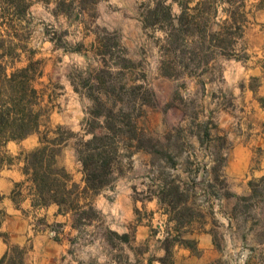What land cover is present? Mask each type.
Wrapping results in <instances>:
<instances>
[{
  "label": "rangeland",
  "instance_id": "1",
  "mask_svg": "<svg viewBox=\"0 0 264 264\" xmlns=\"http://www.w3.org/2000/svg\"><path fill=\"white\" fill-rule=\"evenodd\" d=\"M149 1L99 0L95 18L86 17L83 23L53 16L52 6L42 2L30 8L28 17L19 25L26 52L15 68L25 65L28 52L41 62L43 75L35 84L44 100V126L40 129L62 126L74 133L80 131L90 103L73 91L70 79L88 65L96 66L89 52L94 33L106 30L113 34L135 64L129 81L140 84L144 73L154 93V105H144L136 111V125L160 143L157 149L162 155L155 157V165L165 167L164 173H170L189 190V202L179 211L184 221L188 215L193 218L180 228V236L184 240H194L200 234L210 237L212 249L204 264H264V182L260 181L264 177V94L258 89L260 80L252 78L248 71L254 65L264 67V40L249 37L259 31L264 34V26L252 21L249 14L244 38L237 47L238 55H246L247 60L218 59L205 73L169 79L158 71L162 33L143 26L141 14ZM261 4L247 0V9L254 14ZM179 12V6L173 3L172 13L177 16ZM80 43L87 50L86 56L84 52H73ZM205 121H212L218 128L210 131L211 142L199 127ZM38 136L26 137L28 144L13 141L7 154L17 156L35 149ZM217 136H224L227 145L222 146ZM246 154L249 160L244 163L240 159ZM219 156L225 158L221 174L232 194L229 198L221 196V187L209 173L217 163L212 159ZM58 163L80 181L72 140L63 147ZM151 165L152 157L145 151L121 149L111 186L94 198L100 206L95 208L99 218L74 230L69 238L79 245L76 258L80 264H128L132 252L138 255V263L131 264H157L165 256L163 239L166 233L176 235V224L168 221L172 216L169 208L156 198L160 182L155 181L158 172ZM204 193L212 194L207 198ZM118 196L128 199L127 209L120 205L119 213L110 214L106 206ZM40 219L34 220L35 225L43 224ZM111 225L127 227L129 242L117 240ZM139 225L143 230L136 242L134 233ZM49 229L57 237L59 226ZM170 245L166 264L173 262L175 245Z\"/></svg>",
  "mask_w": 264,
  "mask_h": 264
},
{
  "label": "trees",
  "instance_id": "2",
  "mask_svg": "<svg viewBox=\"0 0 264 264\" xmlns=\"http://www.w3.org/2000/svg\"><path fill=\"white\" fill-rule=\"evenodd\" d=\"M98 1L0 0V170L16 161L22 162L24 180L14 185L11 192L13 203L19 206L28 199L30 206L36 209L56 205L58 214L69 216L71 227L79 230L99 218L93 200L111 186L121 149L145 151L152 157V169L158 172L155 181L160 185L156 198L169 208L168 214L172 216L168 221L176 224V235L166 233L163 239L165 256L159 262L166 264L165 257L170 256L171 243L184 246L192 253L197 252L196 241L184 240L179 234L180 228L190 224L193 218L188 215L184 221L179 211L189 202V190L170 173H164L165 167L155 165V157L162 155L157 149L160 143L145 135L136 125V111L144 105H154V93L146 84L144 73L140 84L129 81L128 76L134 71L135 64L127 57L118 38L106 30L96 31L89 45L96 66L88 65L70 79L73 91L90 103L86 119L77 133L62 126L45 127L41 131L44 100L43 93L35 86L43 75L41 62L34 60L33 53L28 52L25 65L15 68L26 52L21 45L19 25L35 3L51 5L53 16L83 23L86 17L95 18ZM173 3L179 6L177 16L172 13ZM249 14L247 0H150L141 16L145 28H155L162 33L158 49L159 74L169 79L189 78L205 73L218 59L247 60L246 55H238L237 47L244 38ZM83 48V43L77 44L73 52L87 53ZM241 52L244 54L245 50ZM199 127L210 142V131H218L212 121L199 123ZM32 134L39 135L35 149L18 156L7 154L9 142L21 141ZM216 138L222 146L227 145L224 136ZM71 140L80 165L79 182L58 163L63 147ZM165 155L171 157L168 150ZM215 161L217 163L209 173L221 187V196L229 198L232 194L221 174L225 158L219 156L212 159ZM169 164L171 168L175 165ZM260 181L263 183L264 177ZM211 194L207 193L205 197ZM112 234L121 242H129L128 234ZM0 235L5 242L8 241L5 234ZM25 253V248L8 245L0 264H24ZM169 264L173 263L170 261Z\"/></svg>",
  "mask_w": 264,
  "mask_h": 264
},
{
  "label": "crops",
  "instance_id": "3",
  "mask_svg": "<svg viewBox=\"0 0 264 264\" xmlns=\"http://www.w3.org/2000/svg\"><path fill=\"white\" fill-rule=\"evenodd\" d=\"M248 1L262 3L261 7H259L254 14L253 11L252 14L250 12V19L264 26V0ZM253 36L264 40V34L260 31L249 37ZM248 71L252 74V78L260 80L258 89L261 94H264V67L261 65H254L249 67ZM27 138L21 140L22 144H28L25 143L27 142ZM12 143L15 142H9L6 149L11 146ZM240 160L247 163L249 160L248 155ZM21 167L22 162L16 161L13 165L4 167L0 170V234H5L8 238V241L5 242L0 235V259L6 253L8 245H12L26 249L24 264H80L79 259L76 258L79 245L69 239L74 235L75 230L71 227L69 216L58 214V207L56 205L36 209L30 206V201L28 199L20 202L19 206L13 203L11 192L14 185L24 180ZM119 198H124V200ZM112 201L113 202H109L106 206V210L107 212L110 211V214L119 213L118 208L121 207L120 205L127 209L128 199L126 197L118 196ZM93 206L97 210L99 209L100 206L97 199L93 200ZM38 218H41L40 223L43 224L35 225L34 220ZM53 225L59 226L57 237H53L51 233H49V228ZM39 226L44 227V229H39L41 228ZM110 230L118 235L128 234L127 227L119 228L116 225H111ZM142 230V226L139 225L136 227L134 241L137 242V240H139ZM194 240L196 241V249L199 254L195 255L188 248L175 245L173 264H204L206 256L212 249L211 239L206 234H200L196 236ZM132 261L138 263V255L133 252L131 258L128 259V264H131ZM157 264L161 263L157 262Z\"/></svg>",
  "mask_w": 264,
  "mask_h": 264
},
{
  "label": "built area",
  "instance_id": "4",
  "mask_svg": "<svg viewBox=\"0 0 264 264\" xmlns=\"http://www.w3.org/2000/svg\"><path fill=\"white\" fill-rule=\"evenodd\" d=\"M53 234V233H52Z\"/></svg>",
  "mask_w": 264,
  "mask_h": 264
}]
</instances>
